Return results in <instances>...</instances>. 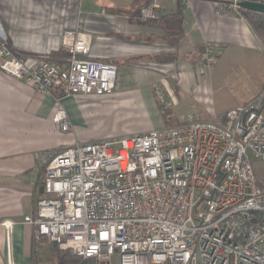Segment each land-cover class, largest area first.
Returning <instances> with one entry per match:
<instances>
[{
	"label": "built area",
	"instance_id": "1",
	"mask_svg": "<svg viewBox=\"0 0 264 264\" xmlns=\"http://www.w3.org/2000/svg\"><path fill=\"white\" fill-rule=\"evenodd\" d=\"M190 1V0H181ZM217 14H239L241 1L210 0ZM149 0L140 21L161 17ZM82 26L67 29V57L27 59L0 36V70L41 93L60 94L52 120L71 121L61 99L114 94L118 67L91 55ZM211 45L203 59L215 62ZM162 90L158 99L169 105ZM264 83L256 96L219 119L183 118L127 137L76 142L44 151L42 195L23 223L95 264H264ZM9 232L13 220L4 222ZM8 264H18L12 258Z\"/></svg>",
	"mask_w": 264,
	"mask_h": 264
},
{
	"label": "crops",
	"instance_id": "2",
	"mask_svg": "<svg viewBox=\"0 0 264 264\" xmlns=\"http://www.w3.org/2000/svg\"><path fill=\"white\" fill-rule=\"evenodd\" d=\"M148 1L0 0V36L6 37L24 58L62 61V34L81 25L89 34L91 55L117 65L113 95L61 99L71 124L81 111L126 101L145 105L154 124L151 127L161 128V86L174 106L203 104L206 108L191 113L195 118H221L228 106L220 110L211 106L213 78L228 72L229 53L234 58L260 56L264 60L260 39L242 15L217 14L210 0H162L159 19L140 21L136 15ZM178 4L183 5V36L175 41L176 37L167 33L174 30L170 15ZM208 45L218 56L212 67L224 66L215 75L203 65L204 61H199ZM160 53H176L178 58L155 60ZM56 97L38 92L0 70V264H8L10 258L18 264H31L38 242L34 227L22 221L34 213L42 195L40 154L47 150L59 153L77 141H95L82 135H63L66 131L52 120L59 104ZM184 113L178 111L177 115ZM174 116L172 112L168 119L172 122ZM5 220L15 221L11 232ZM41 241L52 246L45 237Z\"/></svg>",
	"mask_w": 264,
	"mask_h": 264
},
{
	"label": "rangeland",
	"instance_id": "3",
	"mask_svg": "<svg viewBox=\"0 0 264 264\" xmlns=\"http://www.w3.org/2000/svg\"><path fill=\"white\" fill-rule=\"evenodd\" d=\"M13 49L16 51L15 48ZM16 53L19 52L16 51ZM215 55L217 60L218 56L216 52ZM227 57L228 72L220 73L217 77L214 76L212 81V89L210 93L211 106L217 110L227 106V109L230 110L239 105L245 104L256 96L264 82V60H262L260 56L258 59L257 57L252 58V56H235L236 58H234L233 55H230L229 53ZM199 61H204L202 55H200ZM203 65H206L205 61L203 62ZM213 65H215V63ZM212 66L208 71H211L213 75H215L220 68L222 70L224 69V66H221V64L218 67ZM204 73L205 75L208 74V72ZM163 92L165 93L164 98L170 103L167 108H165V105L158 99L162 105L164 113H167L162 127L177 125L183 120V118L189 116L194 117L191 113L206 108L203 104L201 105V103L198 105V102L193 106L184 103L180 106H174L171 103V100L167 98L168 96L166 95V92L164 90ZM142 105L123 101L115 104H103L102 106L89 109L83 113L81 111L79 115L72 119L71 129L64 132L63 135H73L74 137L76 135H82L86 138L89 137V139L93 138L92 140L99 141L127 137L134 133L153 129L151 126L154 124L151 120V116L147 114V107L143 105L145 107L144 109ZM176 110L185 112V115L178 116V111ZM172 112L176 116H174V120L171 123L169 122L166 124L168 116L169 114L171 115ZM187 114H189V116ZM256 168L258 170L257 172H259L261 176H264V162L258 161ZM41 242H38L35 246L36 248H34L37 255L36 261H39L38 264H60L58 253L56 254L51 246L48 245V247ZM113 264H119L118 255L113 258Z\"/></svg>",
	"mask_w": 264,
	"mask_h": 264
},
{
	"label": "trees",
	"instance_id": "4",
	"mask_svg": "<svg viewBox=\"0 0 264 264\" xmlns=\"http://www.w3.org/2000/svg\"><path fill=\"white\" fill-rule=\"evenodd\" d=\"M239 15H242L243 18L247 20L252 30H254V32L256 33V35L258 36V38L260 39L261 43L264 46V14L240 8ZM170 16H172L171 18L174 22V23L172 22V26H174V30L173 32L167 34L168 36L170 34L171 36L176 37L175 41H178L183 36V27H182L183 18H184L183 5L178 4L174 14ZM157 38L160 40H166L164 37H157ZM63 53L65 54V58H66L67 54L65 53V51H63ZM176 58H178L176 53H160L154 57L155 60L161 62L175 61L177 60ZM56 96L57 98H59L61 95L56 94ZM158 106L162 112L163 118L165 119L167 113H164L162 109V105L160 104L159 101H158ZM169 122L171 123V121L167 119L166 124H168ZM51 247L56 254L58 253L60 258L59 261L60 264H95L93 260L85 259L82 256H78L77 254L73 253L70 250H59L57 245L54 243H52ZM36 257H37L36 252L33 251L31 257V264H38L39 261H36Z\"/></svg>",
	"mask_w": 264,
	"mask_h": 264
},
{
	"label": "water",
	"instance_id": "5",
	"mask_svg": "<svg viewBox=\"0 0 264 264\" xmlns=\"http://www.w3.org/2000/svg\"><path fill=\"white\" fill-rule=\"evenodd\" d=\"M238 5L242 9L259 12L264 14V3L256 1H241ZM43 191V187L41 188Z\"/></svg>",
	"mask_w": 264,
	"mask_h": 264
},
{
	"label": "bare ground",
	"instance_id": "6",
	"mask_svg": "<svg viewBox=\"0 0 264 264\" xmlns=\"http://www.w3.org/2000/svg\"><path fill=\"white\" fill-rule=\"evenodd\" d=\"M66 109V108H65ZM71 121V120H70Z\"/></svg>",
	"mask_w": 264,
	"mask_h": 264
}]
</instances>
